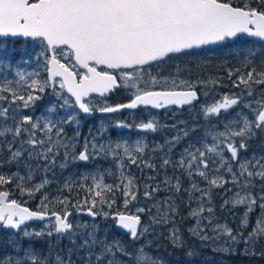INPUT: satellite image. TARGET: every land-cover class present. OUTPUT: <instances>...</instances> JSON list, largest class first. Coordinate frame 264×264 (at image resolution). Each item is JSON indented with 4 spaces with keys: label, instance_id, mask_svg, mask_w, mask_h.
Masks as SVG:
<instances>
[{
    "label": "snow or ice",
    "instance_id": "1",
    "mask_svg": "<svg viewBox=\"0 0 264 264\" xmlns=\"http://www.w3.org/2000/svg\"><path fill=\"white\" fill-rule=\"evenodd\" d=\"M21 40L39 50L17 56L7 42ZM215 46L239 58L227 76L241 90L209 102V90L222 80L185 77L190 70L175 61ZM166 66L174 71L165 75ZM117 94L127 101L112 103ZM201 96L208 125L202 133L197 123L116 115L194 109ZM97 117L98 126L84 134V123ZM163 128L172 134L151 146L146 136H111ZM258 133L264 134V0H0V168L27 169L0 172V228L11 230L0 264H194L204 251L264 261V151L248 154ZM68 169L51 196L57 170ZM13 185L21 197L39 194L38 207L14 198L6 187ZM216 196L222 211L243 209L237 228L221 222ZM182 207L199 247L189 246L176 224ZM74 213L90 219L73 222ZM32 221L43 223L37 229ZM100 221H111L103 235ZM157 226L168 228L172 251L164 250L171 259L155 254L163 245L152 250L163 235ZM112 227L128 242L109 239ZM64 240L66 251L59 247Z\"/></svg>",
    "mask_w": 264,
    "mask_h": 264
},
{
    "label": "flooded vegetation",
    "instance_id": "2",
    "mask_svg": "<svg viewBox=\"0 0 264 264\" xmlns=\"http://www.w3.org/2000/svg\"><path fill=\"white\" fill-rule=\"evenodd\" d=\"M10 46H16L19 51L21 52L18 56L25 54V52H32V51H38L39 49L34 46L32 42H26V41H19V42H8ZM203 53H205L203 56H195V57H189V58H183L181 57L179 60L175 61V63H179L181 67H185L189 69L190 71H186L189 73L195 80L200 77V72L202 74L207 76H213L215 75L216 71H218L223 77L224 82L223 85L225 86V93H228L230 89H228L231 81L228 79L227 76V70L231 68H237L238 62L233 59V55H229V50L224 48V46L212 49V50H201ZM26 70H32L33 65H24ZM164 74L167 75L170 71H174V68L171 66H166L164 68ZM193 79V80H194ZM215 89L209 90V96L207 97V100L211 102L214 99ZM49 99H51V96H48L45 98L43 102L38 104L36 111H41L46 103L49 102ZM127 97H125L124 94H117L111 98L112 103H118V102H126ZM205 97L201 96V100L197 104V106L194 109H188L185 108H177L176 106H170L169 109H149L146 111H140L136 110V112H131L129 110H125L122 113L116 114L119 119L126 120L128 122L132 121H139L140 119H143L145 117L151 118L152 115H155L157 119L161 122V124H168L171 125L173 123H178L179 121H186L188 125L197 123L201 126V133L205 127H208L206 122L203 120L202 114L200 113V105L205 102ZM99 117L94 119H88L84 125H83V133L87 134L88 127L91 126H98ZM184 125H181L183 127ZM119 131V130H117ZM69 133H71V129H69ZM197 133V135L201 134ZM172 134V130L163 128L160 132L156 134H143L138 133L135 130H123L120 133V136H117L116 131L111 132V136L113 140L116 139H127L129 142H135L136 139L146 136V142L151 146L153 141L163 143L164 139ZM261 148V147H260ZM259 149V148H257ZM256 149V150H257ZM151 155L152 153L149 152ZM158 155V154H157ZM73 171V169H68L63 174H70ZM131 171L137 175V173H140L138 169H136L134 166L131 168ZM147 171V169H145ZM171 174V173H170ZM65 179L68 177L64 175ZM111 179H109L110 181ZM82 195V193H81Z\"/></svg>",
    "mask_w": 264,
    "mask_h": 264
},
{
    "label": "trees",
    "instance_id": "3",
    "mask_svg": "<svg viewBox=\"0 0 264 264\" xmlns=\"http://www.w3.org/2000/svg\"><path fill=\"white\" fill-rule=\"evenodd\" d=\"M7 47L12 50L14 49L17 56L21 53L19 51V49L14 45V46H10L7 42ZM227 50H229L228 48H226ZM234 60H236L238 62V67L240 66V62H239V58L234 56L233 57ZM15 63V61H14ZM241 89H233V91L235 92H239ZM262 143H264V134H261V133H258V136H257V139L250 142V148H249V153L250 154L252 151L256 150L257 148H260ZM19 172L20 174H25L27 169L24 165H16V164H13L11 166L9 165H5L3 168H0V172L2 173H10V172ZM65 180V177H64V174L62 172H57L56 173V176L54 178V182L49 185V188H48V191H49V194L51 196H56L58 193H57V188L60 186V184ZM57 182V183H56ZM108 182H110L108 180ZM6 187H11V190L14 194V198H18V200H21V201H26V206L35 210L38 206L35 204V202H32L30 199H28L27 196H24V197H21L19 195V192L16 191L15 189V186H6ZM17 193V194H16ZM16 195V196H15ZM63 195H68L67 192H64ZM73 196H75V193L72 194ZM119 202V201H118ZM255 216H256V213L253 214V219H255ZM101 225H102V230H101V235H103V229L110 226L111 225V222L108 221L107 223L105 222H101ZM34 226H40V225H34ZM184 226V225H183ZM235 228H237L235 226ZM10 233L8 232H5L3 231L1 228H0V255H3L5 252L9 251V249L5 248V245H4V242L8 239ZM113 236H117V237H120L123 241L127 240V237L126 235H123V234H120L119 232H117L115 230L114 227L111 228V231L109 232V239H111ZM183 237H184V240L185 242L189 245V246H196V247H199V242L198 241H194L188 234V232L186 230L183 231ZM59 247L65 249V251L67 250V247H68V242L67 240H64L61 242V244L59 245ZM169 248V251L171 252L172 249L170 247V245L168 246ZM153 250V249H152ZM56 249L54 248L53 249V253H55ZM153 252H155V250H153ZM63 254V253H62ZM212 254L211 251H204L202 254H201V258H204L206 256H210ZM177 256H181L182 254L177 252L176 253ZM166 258L168 259H171L170 257H167V255H165ZM200 258V259H201ZM225 258V257H223ZM232 264H241V261L244 262V264L247 262V264H264V261L262 260H257V259H253L251 261L243 258V257H239V256H236V257H227ZM200 259L196 260L199 261Z\"/></svg>",
    "mask_w": 264,
    "mask_h": 264
},
{
    "label": "rangeland",
    "instance_id": "4",
    "mask_svg": "<svg viewBox=\"0 0 264 264\" xmlns=\"http://www.w3.org/2000/svg\"><path fill=\"white\" fill-rule=\"evenodd\" d=\"M231 69H235V68H231ZM229 70H227V72H228ZM183 75L185 76V77H189L190 76V78L191 79H194L189 73H187L186 71L183 73ZM199 78H202V79H205V80H207V79H209V78H219L220 80H222V82H224L223 80H224V77L218 72V71H216V73H215V75H213V76H207V75H204V74H202V72H200V77ZM195 80V79H194ZM224 89H225V86L222 84V86H219V87H216V90H215V94H216V96H214V98H219V96L220 95H222V94H225V91H224ZM228 89H230L229 91H228V93H230V92H233V89L234 88H232L231 87V83H230V85H229V87H228ZM125 97H127L126 95H125ZM53 98L51 97V99H49V102L52 100ZM48 102V103H49ZM48 103H46V104H48ZM44 109V108H43ZM43 109L41 110V111H35V114L36 115H40L41 114V112L43 111ZM222 130V129H221ZM254 151H264V147H261V148H259V149H257V150H254ZM251 154V153H250ZM17 165V164H16ZM18 165H24L23 163H21V164H18ZM57 172H59V170H57ZM56 172V173H57ZM64 175H66V176H69V174H64ZM140 175V173H137V176H139ZM109 179H111V178H109ZM37 180H39V176H37ZM110 182H112V180H110ZM17 194V193H16ZM161 195H163V194H161ZM230 195V194H229ZM16 196V195H15ZM16 199H18V198H16ZM29 199V198H28ZM32 202H35V204L38 206L39 205V194H37V198L36 199H30ZM119 203V202H118ZM215 203H216V205H217V215H218V217H220L221 218V222H224V221H226L230 226H232L233 228H235V226L236 227H238L239 226V221H240V214L242 213V211H243V209H235V210H233L232 212H228V211H222V210H220L219 209V204H220V198H219V196H216L215 197ZM186 215H187V209L186 208H181V216L180 217H177L176 218V224H177V226L180 228V230H181V233H182V235H183V231L184 230H186L187 231V228L189 227V225H191L192 224V220L191 219H182L181 217H186ZM70 219H72L73 220V222H76V221H87V220H89L90 218L89 217H87L86 215H77V214H75L74 213V215H73V217H71ZM147 220V217L145 216V221ZM100 222H102L103 223V221H100ZM111 222V221H110ZM184 225V226H183ZM41 226V225H40ZM40 226H32V227H35V228H39ZM157 233H162L163 235L162 236H157V237H155L154 239H155V243H154V245H153V250H155V248H156V245L157 244H160V245H163V247H161L160 248V250H159V252L158 253H155V254H159V255H166V253H165V248H167L168 249V251H169V248H168V246H169V242H168V240L166 239V237H167V232H168V228L167 227H159V226H157ZM127 237V236H126ZM124 242H128V239L127 240H125ZM261 246H264V244H262ZM170 252V251H169ZM208 259H207V261H205L204 260V258H201L199 261H195L194 262V264H232L231 263V261L228 259V258H223L222 256H219V255H214L213 253L210 255V256H206ZM238 264H239V262H238ZM243 264H244V262H243ZM245 264H247V262L245 263Z\"/></svg>",
    "mask_w": 264,
    "mask_h": 264
},
{
    "label": "water",
    "instance_id": "5",
    "mask_svg": "<svg viewBox=\"0 0 264 264\" xmlns=\"http://www.w3.org/2000/svg\"><path fill=\"white\" fill-rule=\"evenodd\" d=\"M10 42H12V41H10ZM26 42H30V41H26ZM220 47H222V46H215V47L206 48V49H203V50H212V49H217V48H220ZM29 223H30V225H34V224H42L43 222H40V221H32V222H29ZM2 230L5 231V232H8V233L11 232V230H5V229H2ZM116 231L119 232L120 234H122L120 231H118V230H116Z\"/></svg>",
    "mask_w": 264,
    "mask_h": 264
},
{
    "label": "bare ground",
    "instance_id": "6",
    "mask_svg": "<svg viewBox=\"0 0 264 264\" xmlns=\"http://www.w3.org/2000/svg\"><path fill=\"white\" fill-rule=\"evenodd\" d=\"M57 183V182H56Z\"/></svg>",
    "mask_w": 264,
    "mask_h": 264
}]
</instances>
